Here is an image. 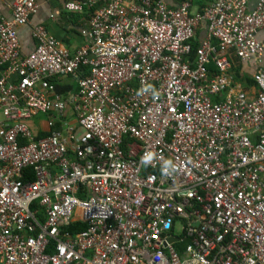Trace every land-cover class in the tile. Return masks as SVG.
Returning <instances> with one entry per match:
<instances>
[{"label":"built area","instance_id":"obj_1","mask_svg":"<svg viewBox=\"0 0 264 264\" xmlns=\"http://www.w3.org/2000/svg\"><path fill=\"white\" fill-rule=\"evenodd\" d=\"M38 5L0 11V264H264V0H66L83 43L21 55Z\"/></svg>","mask_w":264,"mask_h":264},{"label":"crops","instance_id":"obj_2","mask_svg":"<svg viewBox=\"0 0 264 264\" xmlns=\"http://www.w3.org/2000/svg\"><path fill=\"white\" fill-rule=\"evenodd\" d=\"M66 0H39L38 9L34 14L30 15V23L17 27V35L19 41V47L21 55L28 54L35 47V40L31 36V26L39 25L45 27L48 32L56 37L61 45L66 48L70 53L74 52L82 43L83 40L80 37V29L85 25L88 18V14L91 13L93 6L87 7L83 12H70L65 11L62 7L63 2ZM106 0H95L96 5L102 4ZM167 5L172 7L178 6L184 2L189 4V10L192 13L200 11L212 0H161ZM9 2L11 0H0V11L9 16ZM256 0H249V7L252 8ZM50 16H53L51 18ZM199 34H204L203 30L199 31ZM262 35V34H260ZM264 37V34L262 35ZM234 80L241 88L247 91L248 94H253L255 88L250 80V74L253 71L251 64L236 63ZM55 84H61L67 86L73 83V89L67 90L63 94L64 100L68 103V92L75 90L76 84L69 77H53ZM72 85V84H71ZM59 92V91H58ZM61 93V92H60ZM44 115V114H39ZM45 116V115H44ZM46 117V116H45ZM44 120H39L37 124L31 122L33 130L39 129L40 132H45L47 129Z\"/></svg>","mask_w":264,"mask_h":264},{"label":"trees","instance_id":"obj_3","mask_svg":"<svg viewBox=\"0 0 264 264\" xmlns=\"http://www.w3.org/2000/svg\"><path fill=\"white\" fill-rule=\"evenodd\" d=\"M52 82H54L53 79H52ZM71 84H68L67 86H65V85H61L58 83V84H56V89H57V91H59L61 93H65L67 90L69 91V90H71V88L73 89V83H71ZM44 134H45V132H40V133H38V136H42ZM29 178H31V175ZM69 227L71 228V226H69ZM82 228H84V225L80 223V224H77V227L75 226L74 230L82 229Z\"/></svg>","mask_w":264,"mask_h":264},{"label":"rangeland","instance_id":"obj_4","mask_svg":"<svg viewBox=\"0 0 264 264\" xmlns=\"http://www.w3.org/2000/svg\"><path fill=\"white\" fill-rule=\"evenodd\" d=\"M44 119H46V117H45L44 115H37L36 117L32 118L31 121H32L33 123L37 124V122H38L39 120H44Z\"/></svg>","mask_w":264,"mask_h":264},{"label":"water","instance_id":"obj_5","mask_svg":"<svg viewBox=\"0 0 264 264\" xmlns=\"http://www.w3.org/2000/svg\"><path fill=\"white\" fill-rule=\"evenodd\" d=\"M170 241H175V238H171Z\"/></svg>","mask_w":264,"mask_h":264}]
</instances>
